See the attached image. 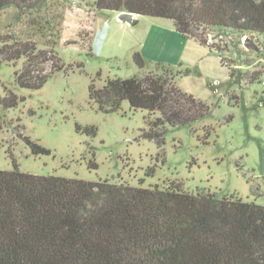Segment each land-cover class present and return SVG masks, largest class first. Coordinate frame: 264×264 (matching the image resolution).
Returning a JSON list of instances; mask_svg holds the SVG:
<instances>
[{"label": "trees", "instance_id": "1", "mask_svg": "<svg viewBox=\"0 0 264 264\" xmlns=\"http://www.w3.org/2000/svg\"><path fill=\"white\" fill-rule=\"evenodd\" d=\"M50 5L49 0H0V13L7 7H15L21 17L28 12L35 17L29 20L33 30L50 36L42 45L0 36V57L23 59L15 71L20 87L40 88L64 68L54 52L62 15ZM92 6L96 11L171 19L181 36L210 50L206 36L212 28L264 36V0H94ZM132 59L145 68L140 52L134 51ZM47 61L51 65L44 72ZM155 68L127 78L106 77L100 87L92 79L88 97L105 112L117 111L123 100L133 109L158 112L143 132L157 140L165 123L191 125L208 115L206 102L175 83L187 69L159 63ZM16 101L10 94L3 104ZM85 130L95 133L93 126ZM23 138L33 154L50 152ZM0 264H264V205L234 194L184 191L180 184L143 187L38 175L14 164L11 170L0 169Z\"/></svg>", "mask_w": 264, "mask_h": 264}, {"label": "rangeland", "instance_id": "2", "mask_svg": "<svg viewBox=\"0 0 264 264\" xmlns=\"http://www.w3.org/2000/svg\"><path fill=\"white\" fill-rule=\"evenodd\" d=\"M79 1L49 0L51 9L61 13L57 16L62 15L54 52L64 68L40 88L17 84L15 71L21 69L22 58L0 57V169L11 170L17 164L20 171L38 175L108 179L143 187L180 184L184 191L234 194L264 205V36L253 39L259 47L253 50L243 45L245 33L210 29L206 40L211 38L221 48L229 68L223 66L215 84L191 77L188 89L210 106L209 113L191 125L165 123L157 140L144 137L143 132L149 130L150 120L160 116L158 112L133 109L127 100L117 111L105 112L88 97L92 79L100 87L106 77L137 75L139 68L124 48L140 36L143 22L153 18L137 17L134 24H126L108 13L106 36L98 39L103 48L90 54L86 38L92 32L94 0ZM10 11L0 13V36L40 45L48 42L50 36L33 30L28 12L17 15L21 18L16 21ZM50 65V61L42 65L44 72ZM154 70L155 66L142 74ZM10 94L17 97L13 106L5 105ZM90 126L93 135L85 130ZM23 137L50 152L33 154Z\"/></svg>", "mask_w": 264, "mask_h": 264}, {"label": "crops", "instance_id": "3", "mask_svg": "<svg viewBox=\"0 0 264 264\" xmlns=\"http://www.w3.org/2000/svg\"><path fill=\"white\" fill-rule=\"evenodd\" d=\"M53 1V0H52ZM78 2H80L78 0ZM93 2L91 3L92 6ZM12 9L10 13L15 14L17 21L18 12L15 7H7ZM6 8L4 9L7 10ZM92 6V10H93ZM94 11V21L92 32L90 34V54L95 51L97 54L101 52L103 46L98 45L99 38L106 36L108 24L106 15L114 14L115 11ZM3 12V11H2ZM143 15L134 14L133 17H142ZM153 19L145 20L144 27L140 30L141 34L134 42L132 39L124 48L125 51L132 55L134 51L140 52L146 60L144 69H139L137 75L142 74L144 70L151 69L157 63L168 65L174 69L189 71L186 75H179L175 78V83L185 92H189L190 79H203L207 84H213L218 75L223 74V66L215 52L205 45L199 44L192 38L181 36L174 28L173 21L166 18L152 17ZM120 21V20H118ZM136 20L135 22H137ZM126 24H129L126 22ZM97 35V37H96ZM97 38V39H96ZM94 39L97 45L94 46ZM125 40V39H124ZM126 41V40H125ZM129 41V40H128ZM213 80V81H212ZM218 81V79L216 80ZM219 82V81H218Z\"/></svg>", "mask_w": 264, "mask_h": 264}, {"label": "water", "instance_id": "4", "mask_svg": "<svg viewBox=\"0 0 264 264\" xmlns=\"http://www.w3.org/2000/svg\"><path fill=\"white\" fill-rule=\"evenodd\" d=\"M134 13L128 11H122L118 14L117 18L122 22H127L129 24H134L136 19L133 17ZM243 45L247 48H251L253 50H257L259 47L257 43L251 38H245L243 40Z\"/></svg>", "mask_w": 264, "mask_h": 264}, {"label": "built area", "instance_id": "5", "mask_svg": "<svg viewBox=\"0 0 264 264\" xmlns=\"http://www.w3.org/2000/svg\"><path fill=\"white\" fill-rule=\"evenodd\" d=\"M120 12H121V11H120ZM120 12H117V15H116V16H118V14H119ZM118 20H119V19H118ZM246 37H247V38H252V40H253V39H257V38H259V36L255 35V34H249V35H248V34H245V35L242 37V41H243ZM206 43H207V45L210 46V48H211V50H212L213 52L217 53V56H218V58H219V61H220L221 65H222V66H226V67L228 68L229 66L227 65V62L225 61V58H224L223 55L218 51L216 44H213L212 39L209 38L208 41L206 40ZM215 83H218V81H216V80L213 81V84H215Z\"/></svg>", "mask_w": 264, "mask_h": 264}, {"label": "clouds", "instance_id": "6", "mask_svg": "<svg viewBox=\"0 0 264 264\" xmlns=\"http://www.w3.org/2000/svg\"><path fill=\"white\" fill-rule=\"evenodd\" d=\"M122 12V11H121Z\"/></svg>", "mask_w": 264, "mask_h": 264}]
</instances>
